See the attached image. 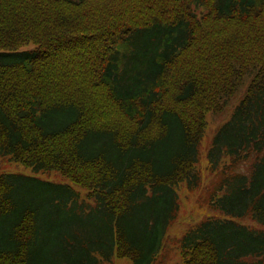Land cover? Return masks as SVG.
Wrapping results in <instances>:
<instances>
[{"label": "trees", "instance_id": "trees-1", "mask_svg": "<svg viewBox=\"0 0 264 264\" xmlns=\"http://www.w3.org/2000/svg\"><path fill=\"white\" fill-rule=\"evenodd\" d=\"M247 77L182 264H264V0H0V153L71 181L0 175V264H154Z\"/></svg>", "mask_w": 264, "mask_h": 264}, {"label": "rangeland", "instance_id": "rangeland-1", "mask_svg": "<svg viewBox=\"0 0 264 264\" xmlns=\"http://www.w3.org/2000/svg\"><path fill=\"white\" fill-rule=\"evenodd\" d=\"M144 62L145 53L140 50L134 63L131 65L139 68L143 66ZM250 81V77L245 79V82L240 87V91L235 94L236 97L231 98L230 105L225 107L223 111L219 113H210L208 115V128L203 139V148L201 149L200 169L202 172V182L193 191H189L185 187L180 189L178 219L169 227L160 253L154 264H182L181 238L188 230L210 217H231L224 211L215 209L211 205V203L214 202L213 196L215 192H218L221 196L223 195V192L219 191V188L222 181L227 177V174L223 166L225 163H221L220 169L215 168L209 161L208 152L212 138L217 134L220 127L231 117L236 104L239 103L244 95ZM11 173L38 177L56 183L71 184V181L64 177L59 171L43 173L35 170L33 167L16 162L9 156L0 153V175ZM74 187L80 189L78 185ZM239 222L257 228L263 227L259 222L252 219L250 220V218H241ZM109 264H133V261L129 258H115L113 262Z\"/></svg>", "mask_w": 264, "mask_h": 264}]
</instances>
